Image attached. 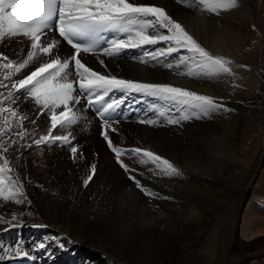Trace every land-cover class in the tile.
Masks as SVG:
<instances>
[{
	"label": "bare ground",
	"instance_id": "obj_1",
	"mask_svg": "<svg viewBox=\"0 0 264 264\" xmlns=\"http://www.w3.org/2000/svg\"><path fill=\"white\" fill-rule=\"evenodd\" d=\"M134 2L164 9L211 56L229 61L226 66L230 71L213 73L199 56L193 57L186 49L170 55L160 54L161 50L166 52L168 47H175L174 42L129 48L112 56L103 51L81 54L82 62L93 71L118 79L168 84L206 95L214 102L224 98L231 108L226 111V122L216 123L220 106L202 113L168 100L118 91L109 94L124 109L122 119L104 126L80 98L79 103L69 105L79 117L77 122L62 131L53 130V135H67L69 140L36 145V139L48 135L52 112L36 105L30 96L21 97L16 103L5 97L9 91L15 93L10 87L12 82L23 78L25 73L30 74L43 61L30 63L20 73H15V66L26 60L27 52L32 50L31 38L17 34L0 39V54L8 57L7 61L0 57V82L9 85L0 88L4 94L0 96V104L16 112V116L0 113V144L9 149L6 153L0 149V168L5 167L3 161H8L0 177L6 189L15 190L22 184L24 193L21 203L0 197V217L11 221L15 215L17 224L13 227L0 223V259L13 264L22 261L26 264H156L157 259L168 255L170 260L176 241L183 244L189 233L197 232L195 228L208 224L206 208L220 215L217 196L222 182L228 178L230 187L223 189L229 196L240 198L238 209L245 214V219L236 223L239 227H234L229 236V246L232 247L236 240L234 245L246 257L245 264H264V139L258 154L251 158L252 162L242 161L240 150L245 141L236 144L238 121L233 118L237 115L235 107L243 105L245 114L249 104L247 97H234L238 85L231 66L244 55L259 56V50L246 54L253 40L250 39L256 15L253 2L236 0L234 6L230 0ZM158 33L169 34L167 29L148 31L149 35ZM48 35L61 40L53 32L48 31ZM119 38L127 39V35L117 32L108 49L114 51L112 41ZM71 53L62 42L59 56L70 60V71ZM9 61L13 67L5 68ZM72 78L74 75L68 77L70 81ZM56 113L59 115L60 110ZM33 119L35 123L31 122ZM94 127L107 131L114 145L122 150L142 149L139 155L125 154V158H129L125 165L132 170V176L147 186L146 192L150 193L147 198L131 181L129 172L115 163L103 136L95 134ZM19 132L25 133L23 139L17 135ZM75 145L85 154L81 155L79 150L73 156L71 147ZM236 145L240 149H236ZM144 151L169 161L178 169V174L163 179L164 175L168 176L164 174L167 165L157 162V167L150 157L143 155ZM86 155L99 163L93 180L84 186L83 180L92 175L87 168ZM223 160H227L226 163ZM231 169L239 173L230 176ZM242 172H245L243 178ZM170 192L178 199L184 198V203L177 207L169 203ZM202 230H198V236L204 233ZM237 237L241 239L240 244ZM157 239L161 243H157ZM187 244L179 252L178 264L190 263L185 254L188 253ZM17 251L27 256H17Z\"/></svg>",
	"mask_w": 264,
	"mask_h": 264
},
{
	"label": "snow or ice",
	"instance_id": "obj_2",
	"mask_svg": "<svg viewBox=\"0 0 264 264\" xmlns=\"http://www.w3.org/2000/svg\"><path fill=\"white\" fill-rule=\"evenodd\" d=\"M230 3L234 6L236 0H230ZM5 22H7L6 32ZM158 28L167 29L169 34H148L149 29L156 31ZM57 29L59 37H62L63 41H66L75 51V55H71L70 59L75 62V75L80 78L78 89L74 88L73 82L68 79L69 76L73 75L69 70L70 60L62 59L59 56L62 41L48 35L49 30L55 31ZM104 31L122 32L127 35V39L119 38L112 41L111 49L114 51L108 48L103 49L104 54L109 56L129 48L151 46L160 42H174L175 47H168L166 52L161 50L160 54L170 55L180 49H186L193 57L199 56L204 66L213 73H228L230 71L226 66L229 61L211 56L160 7L139 4L134 0H0V39L17 34L31 38L32 50L27 52L26 60L15 66V73H20L30 63L37 64L39 61H43L39 62L30 74L25 73L23 78L12 82L10 87L15 90V93L9 91L5 97L12 103H16L17 99L30 96L36 105L52 112L48 135H41L39 139H36V145L58 140L67 142L69 140L67 135H53V130L62 131L75 124L79 119L78 115L72 112L69 107L70 103H79L83 96L86 98L87 105L94 107L91 95H96L99 98L100 92L107 94L118 90L139 93L191 107L193 110H199L202 113L214 111L218 107L217 103L206 95H199L168 84L140 83L118 79L115 76L103 75L87 67L82 62L81 53H94L100 49L94 41L85 42L84 38L87 37L92 41V38L98 37V34ZM0 57L5 61L8 60V57L3 54H0ZM100 63L103 64V60ZM4 67L12 68L13 64L9 61ZM8 87V84L0 82V88ZM3 95L0 92V96ZM100 102L103 104V100ZM61 105L64 111L58 115L55 109ZM113 107L112 103H108L103 111L97 109L100 118L104 121V126L109 124L106 113ZM4 112L16 116L14 110L6 109L0 104V113ZM31 122L35 123V119ZM112 130L115 131V129ZM17 135L23 139L25 133L19 132ZM101 135L107 142V147L115 153L116 161L121 164L126 172H129V178L134 181L138 188L144 190L140 181L131 175L132 170L121 162L122 152L127 155H139L142 149L137 147L122 150L113 145L107 131H102ZM0 149L4 153L9 150L3 144H0ZM77 151V147H71L73 156ZM143 155L150 157L152 163L157 164V167H159V163L167 165L164 174H178V169L173 167L169 161L162 160L153 152L144 151ZM3 163L5 167L0 168V173L5 171L8 161L5 160ZM91 171L92 175L83 180L84 186L93 180L96 171L95 164L91 165ZM22 189V184L15 190L6 189L4 179L0 177V197H3L5 201L15 199L16 203L23 202L24 193ZM0 223H9L15 227L17 226L16 216L13 215L11 221H5L3 217H0ZM17 256H27V253L17 251Z\"/></svg>",
	"mask_w": 264,
	"mask_h": 264
},
{
	"label": "rangeland",
	"instance_id": "obj_3",
	"mask_svg": "<svg viewBox=\"0 0 264 264\" xmlns=\"http://www.w3.org/2000/svg\"><path fill=\"white\" fill-rule=\"evenodd\" d=\"M252 2H253V6L255 8V11H256V15H255V20L253 22L254 23L253 30L250 33V36H252L250 39L251 40L253 39V40L249 44L248 49H246V54H249L253 51L259 50V56L257 58L255 56L245 57V55H244L240 58H237V62L235 63V65L231 66L232 72L236 77V81H237V85H238L237 86L238 92H236L234 94V97H236L237 99L238 98L241 99L243 97L248 98V104L249 105L247 108L249 109V111L245 112V114H243V111H245L243 109V105L237 106L234 108L237 115L235 114L236 116H234L233 118L237 119V121H238L239 137L236 140V144L240 145L242 143L243 139L245 141V143H244L245 146L240 150L241 160L244 161L245 163H249V164L252 162L251 158L258 154V150L261 147V144H262L263 139H264V1L252 0ZM256 28H258V29H256ZM251 59H254V60H251ZM254 82H256V83H254ZM253 87H255V88H253ZM255 94L258 96H256ZM216 103H217L218 107L220 106L218 111H217V112H219L218 116L216 114V120H217L216 123H218V121H219V124L224 123V122H226V118H227V112L226 111H227V109H231V108L229 107V105L227 104V102L224 98H222V100L220 99V101H218ZM223 104H225L226 106ZM237 105H238V102H237ZM221 111H222V113H221ZM220 116L222 117V119ZM254 116H255V118H254ZM249 117L252 120H254V122L251 123L250 122L251 119ZM256 121H258V122H256ZM250 125H252V126H250ZM93 130H94L95 134H101V132H102V130L97 129L96 127H94ZM237 145L235 148L240 149V147H238ZM80 150L82 152L84 151L81 148H80ZM82 154L84 155L85 151ZM87 156L88 155H86V157ZM87 160H88L87 161V168L89 171L91 170L92 164H95L97 166L99 163L96 158H90V156L87 157ZM223 161L226 163L227 160H223ZM173 162H174V160H173ZM231 171H232V173H231ZM236 173H239V170H236V169L232 170L231 169L229 175L235 177ZM242 173H241V175H242L241 178H243L245 176V172H242ZM226 176H228V174ZM163 177H164L163 179H170L169 175L168 176L164 175ZM141 185L143 186L144 190H141V188H138V189L141 190V191L139 190L141 192V194H144L142 196H144V197L148 196L150 193L146 192L148 189L147 186H145L144 183ZM225 185H228V186H225ZM225 187H227L228 189L230 187V179H228V178L222 182V188L219 189V195L217 196L219 204H217L218 206L217 205L216 206L218 208L221 207L220 208V215L221 216L220 215L217 216L216 214L213 213V211L206 208L205 211L209 217L208 224L207 225L204 224V226L206 225L205 227L200 225L199 228L198 227L195 228V230L197 229L196 230L197 232H198V230L200 231L203 228L202 232H204V233L200 234L201 237L197 235V232H195L196 234L194 232L189 233L188 237L184 238L186 240L188 238V240L187 241L185 240V242L183 244H181V242H179V241H176L177 246L173 250V253H170L168 251V249H166V251L171 254L170 260L167 258L168 255H166V258L157 259L156 264H178L179 258L181 255L180 253L182 250L181 248H182V246H184V248H185V245L188 242H190L187 244V247H186V251L188 253H185V254H187L186 259L188 260V262H190L189 264H191V263L192 264L193 263L194 264H200V263L201 264H212V263L213 264H245L246 257L242 256L241 252L238 250V247L234 245L236 240L232 244L233 245L232 247L229 246V240H230L231 234L234 230V227L236 228L237 225L245 219V217H244L245 214H244V211L240 212L238 209V205L240 203V198L238 196H235V197L229 196L227 193L228 191H224V189H223ZM174 196H176V194H174L173 192L168 193V196H167V201L169 203H172L173 206L176 205L175 207H177V205H180V204L182 205V203H184L183 202L184 198L182 199L181 197H179V199H178V197L176 196L177 201H175L176 199L174 200V198H175ZM186 199H188V198H186ZM180 200H181V202H180ZM220 204H221V206H220ZM234 206H236V207H234ZM237 210H238V212H237ZM238 213H241V214H238ZM236 223H238V224H236ZM263 226H264V223H263ZM193 235H195V236H193ZM192 237H194V238L192 239ZM196 237H198V238H196ZM237 239H238V237H237ZM238 240H239L238 243L240 244L241 239H238ZM156 241H157V243H161L160 239H157ZM197 241H198V243H197ZM187 248H189V249H187ZM193 251H194V253H193ZM201 255H202V257H201ZM214 255H216V256H214ZM194 256H196L195 259H193ZM225 256H227V257H225ZM213 259H215V260H213ZM211 261H213V262H211Z\"/></svg>",
	"mask_w": 264,
	"mask_h": 264
}]
</instances>
